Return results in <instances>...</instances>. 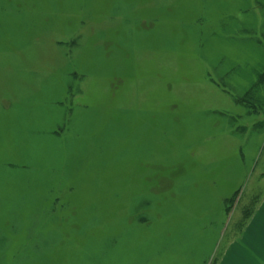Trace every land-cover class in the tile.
<instances>
[{"label":"rangeland","instance_id":"1","mask_svg":"<svg viewBox=\"0 0 264 264\" xmlns=\"http://www.w3.org/2000/svg\"><path fill=\"white\" fill-rule=\"evenodd\" d=\"M263 205L264 0H0V264L229 263Z\"/></svg>","mask_w":264,"mask_h":264},{"label":"crops","instance_id":"2","mask_svg":"<svg viewBox=\"0 0 264 264\" xmlns=\"http://www.w3.org/2000/svg\"><path fill=\"white\" fill-rule=\"evenodd\" d=\"M262 209H264V205ZM236 240L234 239L228 248L229 251L235 253L233 259L226 263L228 253L221 264H257L252 256L245 253V250L256 248L257 253L264 256V212H259L250 217L244 232ZM262 261L263 259L260 258V263Z\"/></svg>","mask_w":264,"mask_h":264}]
</instances>
